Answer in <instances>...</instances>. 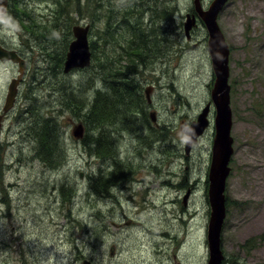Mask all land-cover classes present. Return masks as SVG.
<instances>
[{
	"label": "rangeland",
	"instance_id": "rangeland-1",
	"mask_svg": "<svg viewBox=\"0 0 264 264\" xmlns=\"http://www.w3.org/2000/svg\"><path fill=\"white\" fill-rule=\"evenodd\" d=\"M108 1L125 11L126 0ZM143 1L156 12L141 9L137 21L147 31L166 28L171 42H166L162 56L137 68L136 81L143 96L147 91L150 104L145 102L143 113L131 110L129 117H122L128 130L116 132L113 121L109 123L99 148L109 144V154H97L91 141L101 127L92 132L82 115L74 114L104 86L98 79L97 64H106L101 50L115 60L121 54L117 44L97 40L103 21L93 23L88 35L89 43L96 42L99 61L94 65L92 59L88 72L70 71L66 78L55 71L45 74L41 49L29 41L23 27L0 23V40L25 44L30 62L0 134V264H207L214 108L211 105L208 128L188 154L179 125L195 120L210 103L214 76L208 35L200 21L188 38L184 35L192 0ZM211 2L200 0L204 10ZM20 5L37 22L53 27L51 51L59 55L52 53L55 65L73 39L72 32H64L65 19L56 27L55 0H22ZM164 6L172 8L170 18L155 19ZM74 17L69 14L71 28L90 24L85 16ZM217 25L230 50L233 140L224 194L230 208L225 209L221 251L225 264H264V0H228ZM124 42L120 40V47ZM17 73L14 65L0 64V110L8 82ZM72 94L76 100L69 98ZM30 100L39 106L36 110ZM149 114L156 118V133L146 125ZM36 117L55 123L50 168L35 157L40 152ZM80 124L88 131L77 140L72 131ZM117 171L122 178L106 192L94 187L97 176L106 180Z\"/></svg>",
	"mask_w": 264,
	"mask_h": 264
},
{
	"label": "trees",
	"instance_id": "trees-1",
	"mask_svg": "<svg viewBox=\"0 0 264 264\" xmlns=\"http://www.w3.org/2000/svg\"><path fill=\"white\" fill-rule=\"evenodd\" d=\"M21 1L22 0H8L6 8L11 19H13L15 22H17V24L23 27V31L27 33L28 38L32 41L37 42V44L41 47L40 57H42L43 54H45L46 57L53 56L52 53H54V51H51L52 44L54 42L53 27H49V23L46 25L45 23L37 22L36 20H34L20 5ZM83 1L84 3H82L81 5L80 0H55V18L57 17L56 27H58L57 23L61 24V20L65 19L64 32L66 36H70L71 27L70 25H68V23L71 19L69 18V14L75 15L74 18H76L77 16L83 18L85 16L87 21L90 23L89 25L91 27V30L94 26L93 23L96 24L97 22L103 21L104 27L101 29V31L96 32L98 36L97 40L101 41L104 45L113 42L117 44L118 47L121 49V54L119 55L117 60H115L116 56L109 57L108 52L101 50V54L104 55L106 64L99 62L97 64L99 66L97 67L99 69L103 67L105 75H110L119 72V70L116 69V66L121 65V62L125 63V65H122V67L125 68V71L134 72L137 70L138 67H141L140 60L144 59L143 65H145V59L147 55H149L148 57L154 60L159 58L163 55V50L165 48L166 42H171V40L167 39L168 31L166 30V28L161 29L159 33L157 32L158 30L154 31V29H152V31L151 29L147 31L144 27H142L141 22L137 21V17L141 15V9H147L151 12H156L154 6L151 7V5H146V1L126 0L122 5L125 11H118L114 9V7L116 6L110 3L108 0ZM156 1L157 0H153L154 3H156ZM141 6L143 8H141ZM171 11L172 8L170 6H164L160 10V14L156 16L155 19H163L167 21V19L170 18ZM131 17L134 20L133 22L129 21ZM152 19L153 18L150 19V22ZM120 40L125 41V45L122 47H120ZM46 42L48 45L47 48H45ZM95 43L96 42L93 41L89 43V48L92 54V59L94 60V65H96L95 59L98 60L96 56L97 50L95 49ZM64 55L65 51L62 53V59ZM58 56L59 55L54 53V57ZM55 63L56 65H59L58 60H56ZM57 72L58 71H55L56 75ZM114 90L117 93L116 97H114L112 100L102 101L100 96L96 95L94 96L93 101L88 100L85 106L75 109V116L81 114L84 118L85 123L87 124V127L92 130V132L98 129L101 123H104V121L110 119L111 117H114V115L116 114L125 118L129 117V112L131 110L134 111V114L143 113L145 99L143 94L140 92L139 88H130L129 85L124 81L120 84H117L114 87ZM63 93L66 94V96L63 94V97L67 98L69 92L67 93L65 91ZM70 98L76 100L74 94L70 95ZM30 102L31 100L29 101L30 108L34 107V110H36L39 107L38 105L31 104ZM83 111L84 113H82ZM36 118L40 122V125L37 128L39 134L37 132L38 136L36 137V140H38L37 153L39 151L40 152L37 155L35 154V157H37L41 163L45 164L47 167L50 168V162L48 159L51 157L52 153V145L50 139L52 137L51 135L54 132L53 127H55V123L52 121L51 118ZM154 132L156 133L158 131L154 130ZM98 133H100L102 137L99 136ZM103 133H105L104 130L92 133L94 139H91V141L95 142V148L98 150L97 154H109V150L111 149V147L108 145L106 149L99 150V144L105 142ZM162 136L158 138L162 139ZM41 154L43 157H41ZM120 178L122 177L119 171H117L116 174L113 173L112 177L106 180H103L101 176H97L94 181V187L99 188V190L101 189L102 192H106V188L108 186H111ZM96 190V192H100L98 189ZM3 194L4 196H6V192L4 191V189ZM1 203H4V201L1 200ZM225 205L226 209L228 210V208H230V205H228L227 198ZM221 264H225V257Z\"/></svg>",
	"mask_w": 264,
	"mask_h": 264
},
{
	"label": "water",
	"instance_id": "water-1",
	"mask_svg": "<svg viewBox=\"0 0 264 264\" xmlns=\"http://www.w3.org/2000/svg\"><path fill=\"white\" fill-rule=\"evenodd\" d=\"M228 0H212L208 8L204 10L200 0H192V15L185 16L186 22L183 23V32L188 38L189 31L199 20L205 27L207 38V52L211 61V69L214 76V82L210 91V102L214 108L213 118V139L211 146L210 164L207 174V199L210 207V215L206 230V242L208 251L207 264H221L224 256L221 251L220 237L223 221L225 218V183L229 175L228 167L232 155L233 140L231 132V111L229 107V85H228V55L229 47L224 39L222 32L217 25L218 13ZM7 0H0V16L4 15ZM89 25L74 26L71 29L73 40L68 46L63 66V73H68L74 69H84L90 66L91 52L88 45ZM0 60L11 61L19 64V73H22L23 63L17 59L15 52L5 51L0 48ZM19 80V78H18ZM18 80H14L8 87V94L5 99L3 112L6 113L12 108L13 99L16 94ZM148 97L147 91L145 92ZM210 104L208 103L197 118L187 124L182 121L179 125V131L185 137L184 152L188 154L189 150L195 145L198 139L204 134L209 126L208 113ZM153 115H150L152 117ZM2 117H0L1 123ZM75 139H81L83 136L82 125H77L72 131ZM82 264H91L83 260Z\"/></svg>",
	"mask_w": 264,
	"mask_h": 264
},
{
	"label": "flooded vegetation",
	"instance_id": "flooded-vegetation-1",
	"mask_svg": "<svg viewBox=\"0 0 264 264\" xmlns=\"http://www.w3.org/2000/svg\"><path fill=\"white\" fill-rule=\"evenodd\" d=\"M192 14H194L193 11H190V15H192ZM0 20H1V22H0L1 24H4L5 22L9 23L10 21L13 22V23L15 22L13 19H11L9 13L7 12V8H5V14H4V16L0 17ZM197 22H198V20H196V23ZM29 41H30V39H29ZM34 42L35 41H33L32 43H34ZM35 43L37 44V42H35ZM23 45H25V44H21L20 45V43H19L18 45H13L11 43H7L5 41L0 40V48L5 50V51H13V52H15V55L17 56V59L20 60L23 63V70H22V73L20 74L19 73V64L18 63H11L10 61H0V64H5V65L12 64L18 69V73L9 80L8 85H9V83L11 81L18 80V78H19L18 85L16 86V94H15V97L13 99L12 108L9 111H7L6 113H4L3 112L4 104H2V108L0 110V117H2V121L0 123L1 132H2V126H3L4 122H5V119L7 117H9V113L14 110L15 104H16L17 99H18L19 86L24 82V77H25V75L27 73V70L29 69L30 62H29V58H28V54H27L28 52H27V50H25L23 48ZM37 47L39 49H41V47L38 44H37ZM47 47H48V45H47V42H46L45 43V48H47ZM149 54H150V52H149ZM148 56L149 55L146 56L145 65H143L144 59L140 60V63H141L142 67H146L150 62H152V59L150 57H148ZM40 58L46 64L44 66V68H43L45 74L49 72L50 75H52L54 73L53 71H58L59 74L60 75L62 74L64 78H66L65 76H68L67 74L69 72L66 73V74L65 73L63 74V64H64V60H65V55H64L63 59H62V57L60 58V60L58 62L59 65H56V64L54 65L53 56L46 57L45 54H43L42 57H40ZM55 62H56V60H55ZM52 65H53V67H52ZM91 66L92 65H90L87 68H84L83 70L85 72H88L91 69L90 68ZM116 69L119 70V72H116V73L110 74V75H105L104 71H103V68H100L99 71H98L99 83L104 84V86L102 88H98L96 90H99V93H98L97 96H100L102 101L112 100L114 97H116V93L117 92L114 90V87L117 84H120V83H122L124 81L129 85L130 88H139V84L140 83H138L136 81V78H135V76L137 75L136 71L127 72V71H125V68L122 67V65H117ZM111 87H113V88H111ZM145 91L146 90H144L145 102H146V104H150V100H146V98H145ZM6 94H7V88H6ZM6 94H5V96H6ZM4 100H5V97H4ZM192 120H186V121L189 123ZM111 121H113V123H114L116 132H119V131L121 132V131H124V130H128V128H127L128 127L127 126L128 121L126 119H123L122 116H119L118 114H116V115H114V117H111L110 119L104 121V123H101V125H100L101 128L99 129V131L100 130H104L105 131ZM148 121H149L150 124L147 122L146 123L147 126H149V125L153 126V129H155L158 126L157 123H156V118L155 117H149ZM82 127H83V137L82 138H84V133H85V131H88V130H87L85 125H82ZM160 131H163V130H160ZM103 137H104V135H103ZM101 145L102 144H99L100 147H101Z\"/></svg>",
	"mask_w": 264,
	"mask_h": 264
},
{
	"label": "bare ground",
	"instance_id": "bare-ground-1",
	"mask_svg": "<svg viewBox=\"0 0 264 264\" xmlns=\"http://www.w3.org/2000/svg\"><path fill=\"white\" fill-rule=\"evenodd\" d=\"M76 26H79V25H76ZM151 26V25H150ZM153 26V25H152ZM14 81V80H13ZM12 82V81H11ZM10 82V83H11ZM10 83H9V85H10ZM9 85L7 86V94H8V87H9ZM137 85V84H136ZM94 88V87H93ZM113 88V87H112ZM7 94H6V96H7ZM6 96H5V99H6ZM5 103V100H4V102H3V104ZM141 106V105H140ZM224 207H225V209H226V205L224 204Z\"/></svg>",
	"mask_w": 264,
	"mask_h": 264
}]
</instances>
